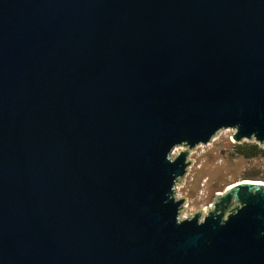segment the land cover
I'll list each match as a JSON object with an SVG mask.
<instances>
[{
    "label": "water",
    "instance_id": "95a60500",
    "mask_svg": "<svg viewBox=\"0 0 264 264\" xmlns=\"http://www.w3.org/2000/svg\"><path fill=\"white\" fill-rule=\"evenodd\" d=\"M230 129L264 148V0H0V264H264V182L176 197Z\"/></svg>",
    "mask_w": 264,
    "mask_h": 264
},
{
    "label": "rangeland",
    "instance_id": "374dc122",
    "mask_svg": "<svg viewBox=\"0 0 264 264\" xmlns=\"http://www.w3.org/2000/svg\"><path fill=\"white\" fill-rule=\"evenodd\" d=\"M232 134L231 129L221 131L213 142L200 145L190 153L192 164L176 194L177 198L185 199L183 207L186 209L182 215L208 208L216 195L230 184L244 179L264 182V155L251 159L239 156L236 147L253 142L235 144Z\"/></svg>",
    "mask_w": 264,
    "mask_h": 264
},
{
    "label": "trees",
    "instance_id": "16d2710c",
    "mask_svg": "<svg viewBox=\"0 0 264 264\" xmlns=\"http://www.w3.org/2000/svg\"><path fill=\"white\" fill-rule=\"evenodd\" d=\"M236 153L239 156H243L246 159L255 158L261 155H264V149L259 147L257 144L253 143L252 145L238 146L236 147ZM249 178H254L253 176H248Z\"/></svg>",
    "mask_w": 264,
    "mask_h": 264
},
{
    "label": "bare ground",
    "instance_id": "6f19581e",
    "mask_svg": "<svg viewBox=\"0 0 264 264\" xmlns=\"http://www.w3.org/2000/svg\"><path fill=\"white\" fill-rule=\"evenodd\" d=\"M187 215V214H186ZM186 215L184 214L183 216H185L186 217Z\"/></svg>",
    "mask_w": 264,
    "mask_h": 264
}]
</instances>
